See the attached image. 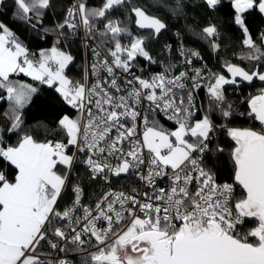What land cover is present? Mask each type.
<instances>
[{"label":"snow or ice","instance_id":"snow-or-ice-1","mask_svg":"<svg viewBox=\"0 0 264 264\" xmlns=\"http://www.w3.org/2000/svg\"><path fill=\"white\" fill-rule=\"evenodd\" d=\"M201 2L216 10L223 0ZM227 2L246 50L238 59L251 68L227 59L223 71L196 66L200 53L181 45L178 60L146 76L138 61L158 63L148 45L168 28L153 10L159 0L96 7L71 0L51 30L43 18L53 0H14L15 19L55 40L33 51L0 22V101L9 106L0 162L13 170L12 179L0 171V264H71L69 253L85 254L83 264H264V31L253 37L246 19L264 17V0ZM169 7L177 18L186 15L184 0ZM81 30L91 60L73 79L67 69L75 57L62 42ZM199 34L219 52L215 24ZM164 49L173 52L170 44ZM19 76L53 90L72 110L51 130L61 139L38 140L25 130L24 110L41 89ZM255 81L262 86L244 101L253 126H229L235 109L226 92ZM200 91L207 106L197 103ZM3 132L16 143L4 146ZM217 136L232 142L230 181L220 182L209 159L225 151L221 142L213 147ZM78 164L103 191L89 197L72 182ZM113 178L130 182V191L113 188Z\"/></svg>","mask_w":264,"mask_h":264},{"label":"trees","instance_id":"trees-1","mask_svg":"<svg viewBox=\"0 0 264 264\" xmlns=\"http://www.w3.org/2000/svg\"><path fill=\"white\" fill-rule=\"evenodd\" d=\"M70 2L71 0H53V7L47 11L43 18V26L51 30L57 22L62 21L65 6ZM86 2L89 7H96L100 5L101 0H86ZM148 2L155 3L156 0H148ZM159 2L161 6L153 10L156 14L163 16L168 24V28L161 34L158 41H150L148 45L151 54L158 62L162 59L166 44H172V46L183 44L186 49L198 51L203 58L201 60L202 63H205L213 71H223L220 65L224 59L230 60L245 68H251L253 66L247 60L238 59L246 50L242 48L240 43L242 33L232 23L231 8L227 0H223L222 4L216 10L208 9L201 0H184L186 7L183 11L186 15L180 16L179 18L170 14L169 6L174 3V0H159ZM119 11L123 12V9ZM15 14L16 8L14 0H3V3L0 4V22H4L14 30L33 51L41 47L51 46L55 40L54 33L45 35L41 29L38 35L36 30L15 19ZM117 14L114 13L113 15ZM120 18L123 19L124 17L121 16ZM246 19L253 37H257L260 31H264V21L258 13H250ZM33 23H35V18H33ZM209 24H215L220 33L219 42L221 48L218 53H213L209 43L201 38L199 34L200 29ZM37 28L39 29L40 25H37ZM177 33H179V36H177ZM77 35L70 36L66 41L62 42L65 50L70 51L75 57L74 63L67 69V74L73 79H80L83 70L82 50ZM42 36L43 38H41ZM144 62L142 59L138 61L143 68L145 67ZM138 70L139 68L136 69L137 72ZM14 79L32 83L41 89L24 110L23 119L25 130L34 134L38 140L61 139L62 137L59 133L51 130L55 129L58 116L64 113H71L72 110L63 105L54 91L47 89L46 86H40L36 82L30 81L27 77L23 76L14 77ZM260 87L257 83L249 86L243 85L241 89L236 90L229 87L226 96L228 102L233 104L235 109V114L231 118L229 126L238 128L253 126L254 121L250 120L246 115L247 106L244 101L249 94H255ZM199 95L201 96L202 103L207 106V98L204 91H201ZM8 108L7 102L0 101V120L4 117L7 121V126L9 119L5 115V112L8 111ZM241 112H244L245 115H240ZM158 119L160 118L158 117ZM160 120L166 126H170L165 120ZM215 120L220 121V117L216 115ZM0 129L4 128L0 127ZM2 135V143L4 146L16 143L17 136L15 134L3 132ZM216 138L213 142V147H215L217 142H221L225 147V151L223 154H218L217 156L209 154V159L215 164L214 171H216L220 182L230 181L232 164L228 153L232 142L228 141L226 136H217ZM0 171L8 173L10 179L13 178L10 175L13 170L6 163L0 162ZM76 175L79 176L78 181L76 180ZM72 182L81 183L88 195H91L92 190L98 189L99 187L95 182L88 179L86 172L80 166L76 168ZM250 226V224H245L243 229L247 230ZM83 260L79 261V263H83Z\"/></svg>","mask_w":264,"mask_h":264},{"label":"built area","instance_id":"built-area-1","mask_svg":"<svg viewBox=\"0 0 264 264\" xmlns=\"http://www.w3.org/2000/svg\"><path fill=\"white\" fill-rule=\"evenodd\" d=\"M77 38L79 39V43H80L81 50H82L81 51V57H82V68H83V66L86 63H90V60H91V52L84 48L85 37H84V33H83L82 30L78 33ZM91 43L93 44V46H95V42H91ZM170 45L172 46V44H170ZM181 45H183V44H179L177 46H172L173 52L171 54L165 52V49H164L163 50V55H162L161 61L158 62V63H156V64L149 65L148 62L145 61L144 62V65H145V67H144V74L146 76H148V75L153 74L154 72L162 71L163 70V68L161 66L162 63L167 62L169 59L178 60V58L176 57L175 50L178 49ZM183 47H184V45H183ZM195 64H196V66H200L201 64H205V63H202V61L200 60V61H195ZM150 69H152L151 72H150ZM138 72H139V70H138ZM200 93H201V91L199 92V94ZM199 94H198L197 103L198 104H201L202 103V100H201V96ZM159 118L163 120V117H159ZM166 122L169 124L168 121H166ZM215 139H217V138H215ZM70 151H72V150L70 149ZM79 166L86 172V170L84 169V167H83L82 164H78L77 165V167H79ZM95 183L99 187H98V189L92 190L93 192L91 193V195H89V197H92L94 193H99V192H101V191L104 190V188L101 186L102 185V182L97 181ZM112 187L115 188L116 190L130 191V189L132 187V184L130 182H128L127 180H125L124 178H121L119 180H117L116 178H113V180H112ZM85 202L86 203H89L90 201L86 200ZM242 227H244V226H242ZM84 255L85 254H73V253H69L68 258L71 261V264H83V263H79V261H82L83 260Z\"/></svg>","mask_w":264,"mask_h":264},{"label":"rangeland","instance_id":"rangeland-1","mask_svg":"<svg viewBox=\"0 0 264 264\" xmlns=\"http://www.w3.org/2000/svg\"><path fill=\"white\" fill-rule=\"evenodd\" d=\"M159 15H160V17H161L162 19H164L163 16H162L161 14H159ZM6 123H7L6 119H5V118H1V120H0V127H1V126H2V127L7 126ZM215 140H216V139H215ZM215 140H214V141H215ZM214 141H213V142H214Z\"/></svg>","mask_w":264,"mask_h":264},{"label":"water","instance_id":"water-1","mask_svg":"<svg viewBox=\"0 0 264 264\" xmlns=\"http://www.w3.org/2000/svg\"><path fill=\"white\" fill-rule=\"evenodd\" d=\"M260 17H262V16L260 15ZM262 19H263V21H264V17H262ZM254 83H257V85H258L259 87L262 86L260 81H255ZM245 86H249V85L245 84Z\"/></svg>","mask_w":264,"mask_h":264},{"label":"crops","instance_id":"crops-1","mask_svg":"<svg viewBox=\"0 0 264 264\" xmlns=\"http://www.w3.org/2000/svg\"><path fill=\"white\" fill-rule=\"evenodd\" d=\"M2 118H4V117H2ZM6 125H7V123H6ZM2 127V126H1ZM5 127H7V126H5ZM5 127H2V128H5Z\"/></svg>","mask_w":264,"mask_h":264}]
</instances>
